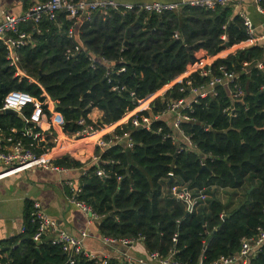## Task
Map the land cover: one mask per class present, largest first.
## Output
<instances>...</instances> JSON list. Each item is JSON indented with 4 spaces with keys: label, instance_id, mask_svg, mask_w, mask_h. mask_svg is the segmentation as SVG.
<instances>
[{
    "label": "trees",
    "instance_id": "1",
    "mask_svg": "<svg viewBox=\"0 0 264 264\" xmlns=\"http://www.w3.org/2000/svg\"><path fill=\"white\" fill-rule=\"evenodd\" d=\"M261 5L264 10V1ZM69 25L64 13L55 19L43 15L32 26L23 25L30 40L18 50L22 75H16L9 65L0 41V107L8 92L19 90L36 97L43 103L44 114H48L44 90L63 118V132L74 138L80 137L77 133L83 128L77 123L79 118L98 127L111 125L132 111L138 100L180 75L199 59L201 51H221L222 33L227 35L228 46L247 38L240 17L229 6L215 10L187 6L161 15L122 13L110 8L104 13L97 9L78 26L73 39L67 36ZM76 43L84 48L67 56L66 50H73ZM263 53L264 47L257 44L216 59L212 68L224 65L238 71L243 61L261 58ZM88 55L110 59L111 68L97 60L91 64ZM121 67L124 70L120 71ZM238 78L244 91L240 99L232 100L227 89L217 85L213 95L196 97L191 108L183 110L190 120L182 121L180 126L194 148H186L181 139L175 144L168 136L174 132L172 114L153 120L149 130L134 127L130 117L112 134L128 133L133 141L131 148L123 143L103 151L96 148L100 160L90 162L82 173L79 198L100 216L97 224L101 236H143L148 252L156 250L164 255L174 249L176 259L196 264L234 254L243 238L264 230V72L250 68ZM190 79L193 85L207 80L197 72ZM113 85L124 88L114 91ZM181 85L174 84L164 98L158 96L149 109L135 116L140 119L156 115L168 97L187 98L186 89L178 91ZM30 106L23 107L24 120L0 113V127L7 128V132L13 127L16 131L10 134L14 139L43 154L53 146L54 133L26 121ZM94 107L102 111L97 122L88 117ZM30 126L40 135L21 132ZM53 163L63 167L81 165L68 155ZM97 168H102L106 176L96 175ZM170 171V185L185 184L192 193L203 190L207 199L187 211L183 201L170 196V185H165ZM248 186H252L249 192ZM219 188L245 190L240 198L237 193L231 195L239 198L238 202L222 203L216 196ZM31 207L28 204L24 212L18 245L0 260L7 264H68L57 245L32 239L36 225L31 221ZM77 264L92 262L79 257ZM246 264H264V242Z\"/></svg>",
    "mask_w": 264,
    "mask_h": 264
},
{
    "label": "built area",
    "instance_id": "2",
    "mask_svg": "<svg viewBox=\"0 0 264 264\" xmlns=\"http://www.w3.org/2000/svg\"><path fill=\"white\" fill-rule=\"evenodd\" d=\"M263 1L264 0H41L32 4L22 13H3L0 19V41L6 49V57L9 65L14 67L16 75H22L23 70L20 66L18 50L22 46L27 45L30 40V33L23 28V25L28 23L32 26L34 23H37L43 15H46L48 19H55L59 13H64L65 18L70 21V25L67 29V36L73 39L78 26H80L83 21L90 19L92 13L97 9L104 10V13L105 10L110 8L115 10L120 9L122 10V13L128 11L134 13H156L161 15L170 11H178L187 6L200 7L207 10H215L218 7L229 6L232 8V12L240 17L247 34V38L245 40L233 44H237L239 46L238 50H243L257 44L262 45L259 42L264 41V33L257 34L256 26L253 23L252 18L241 7L244 4L246 5L252 3L254 8L264 16V10L261 5ZM174 37L177 38L178 33L175 32ZM220 39L222 40L224 46L221 50L223 52L225 51V48L230 46L227 44V35L225 33L220 35ZM82 48H84L82 43H76L73 50H66V55L71 56ZM221 51L216 54H205L204 51H201L198 55L199 59L182 72V79L177 82H173V80L166 84L170 85L169 88L166 89L168 91V89H170L174 84L181 83L182 85L179 86L178 91L182 92L186 89L189 93H191V98L168 97L165 100L163 109L152 117L142 116L139 119L135 116V113H133L130 115L132 125L134 127H142L149 130L153 120L172 114V127L174 132L168 136H170V139L175 144L179 143L177 140L180 136L183 141L182 144H184L186 148H194V144L190 141L189 137L180 126L182 121L190 120L183 110L187 108L190 109V103L194 101L196 97L213 95L217 85L226 88L232 100H238L244 93L243 88L239 83L238 77L240 73L246 74L249 72L250 68H256L264 72V53L261 58H253L251 60L243 61L241 68L238 71L228 70L224 65H218L216 68H212V64L216 59L224 58L229 54L235 53L237 50L223 56H221ZM88 59L91 64H95L94 62L96 60L99 61V63L103 64L107 69L111 68L112 65V61L104 57H99L97 59L93 55H88ZM119 70H124V67L119 68ZM195 72H197L201 78H206L207 80L202 84L193 85L190 76ZM123 88V86L118 87L117 85H113L111 89L114 91H120ZM162 88L163 86L158 89V91ZM166 92H159L157 96L164 98V94ZM142 100L144 99L138 100L137 104ZM29 104L32 105V111L28 116V121L39 124L41 117L44 114L43 103L27 92L19 90L8 92L3 98L0 110L13 109L15 111H19ZM77 123L83 125L81 131L77 133L80 136L79 138L95 134L99 131V128H101L94 126L93 124L86 123L84 118H79ZM177 134H179L178 137ZM8 141H11L10 148L6 150L0 148V166L6 168L0 173V176L7 175L11 172L30 166H40L61 173L67 172L66 167L58 166L49 162L43 154H36L34 151L27 148L21 140L9 138ZM120 143H123L127 148H131L133 145V141L126 132L123 134L111 133L107 139H105V137H100L97 142L100 151ZM99 160L100 157L97 155L95 157V162H98ZM95 173L100 177L106 176L102 168H97ZM170 177L173 178V173L171 171L167 173V179ZM65 183L69 190L67 196L68 201L78 207L87 216L89 224L98 221L100 216L90 205L79 198L82 190L81 183L72 178H68ZM168 191L170 196L183 201L186 205V210L189 212L192 211V209L199 202L207 199V195L203 190H198L196 193H192V191L185 184H171L168 187ZM30 216L31 221L36 225L32 239L37 243H40L43 240H48L51 244L57 245L66 255L68 264H77L79 257L92 262V264L143 263L142 258L130 255L126 253V251L119 255L120 258L118 261L110 258L107 254L96 257L93 252L87 249L83 244V238L87 236V230H82L80 232V236L70 234L68 231L58 226L55 219L50 217L43 210L38 201H34L32 203ZM143 240V236H138L135 239L102 236V241L106 245L113 246L118 244L127 248L136 242H143ZM175 240L176 238L174 237L173 241ZM263 242L264 230L259 229L257 234L243 238L241 240L240 249L234 254L228 256L221 255L209 262L199 260L196 264L246 263L248 257L256 253ZM175 252L176 250L169 249L167 254L162 255L155 250L148 252L147 258L153 264H185L174 257ZM0 264L7 263L0 260Z\"/></svg>",
    "mask_w": 264,
    "mask_h": 264
},
{
    "label": "crops",
    "instance_id": "3",
    "mask_svg": "<svg viewBox=\"0 0 264 264\" xmlns=\"http://www.w3.org/2000/svg\"><path fill=\"white\" fill-rule=\"evenodd\" d=\"M38 1L41 0H0V19L3 13H22ZM241 8L252 18L253 23L256 26L257 34L264 33L263 14L258 12L252 3L246 5L244 4ZM259 43H261V46L264 47V41ZM238 48L239 46L237 44L227 47L224 49L225 51H221V56L234 52L238 50ZM182 76L183 75L181 73L173 79L174 81H172L177 82L182 79ZM169 86L170 85H164L160 91L157 90L145 97L144 100L140 101L132 111L125 114L117 122L99 128V131L95 134L81 138L70 137L63 132V118L60 113L54 110V102L43 90V95L46 97L47 101L46 110L48 111V114H43L39 124L36 123V126H39V128L43 130H48V133H54V144L46 153H43V155L49 162L52 163L55 159L61 158L63 155H68L70 158L79 161L81 165H71L70 167H66L67 172L62 173L40 166H30L11 172L7 175L0 176V258L8 256L10 249L18 245V236L22 233L24 224V212L27 209L28 204L32 205L34 201H38L43 210L50 217L55 219L58 226L65 229L70 234L80 236V232L82 230H87V236L83 238V244L87 249L93 252L96 257L107 254L110 258L118 261L120 258L119 255L126 251V253L130 255L142 258L143 263L140 264H153L147 258L148 250L145 248L143 242H136L129 248L118 244L113 246L104 244L98 229V222L96 221L89 224L87 216L78 207L68 201L67 196L69 190L65 181L68 178H72L81 183L82 173L86 170L90 162H95V157L98 154H96V148L99 149L97 144L98 139L100 137H104L105 135H110L117 125L126 123L131 114L144 109H149L151 102L158 97L157 94L162 91L166 92V89L169 88ZM189 95L192 96L191 93H189ZM148 97H150L149 100ZM30 107L31 112L32 105ZM25 109L26 108H22L19 111H15V114L5 113L4 110H0V113H4L5 115H15L24 120L22 113ZM0 115L2 117V114ZM101 115L102 111L94 107L91 109L88 117L93 122H96V117L100 121ZM26 121L30 122L27 118ZM6 129L7 128L0 127V148L3 150L10 148L11 141H8V139L13 138L10 132L16 131L13 127H11L8 132ZM21 132L27 135L31 134L36 137L40 135L39 132H33V128L31 126L23 128ZM178 136L179 134H177V137ZM180 139L181 137L179 136L178 140ZM76 145L81 146L76 148ZM4 169L6 168L0 166V173ZM165 181H167V179ZM251 188L252 186H248L247 191L249 192ZM242 190H245V188L241 190L219 188L216 190L218 193L216 196L222 203H227L229 201L236 203L242 195ZM223 191L228 192L230 195L237 193L239 198L229 197V200L225 199ZM7 240L12 241L10 245L5 244ZM234 264L246 263L235 262Z\"/></svg>",
    "mask_w": 264,
    "mask_h": 264
},
{
    "label": "water",
    "instance_id": "4",
    "mask_svg": "<svg viewBox=\"0 0 264 264\" xmlns=\"http://www.w3.org/2000/svg\"><path fill=\"white\" fill-rule=\"evenodd\" d=\"M249 48H251V46L248 47L247 49H249ZM53 104H54V106H56L55 102ZM4 112L5 113H9V114H15L16 113L15 110H13V109H5ZM172 180H173L172 177H170L169 179H167V181H166V186L167 187L170 185V183L172 182Z\"/></svg>",
    "mask_w": 264,
    "mask_h": 264
},
{
    "label": "rangeland",
    "instance_id": "5",
    "mask_svg": "<svg viewBox=\"0 0 264 264\" xmlns=\"http://www.w3.org/2000/svg\"><path fill=\"white\" fill-rule=\"evenodd\" d=\"M189 98H191V96L188 95V97L186 99H189ZM95 120H96V122L99 121L97 117H96ZM223 196H224L225 199H228V200H229V197H231V195L228 192H226V191H223Z\"/></svg>",
    "mask_w": 264,
    "mask_h": 264
},
{
    "label": "bare ground",
    "instance_id": "6",
    "mask_svg": "<svg viewBox=\"0 0 264 264\" xmlns=\"http://www.w3.org/2000/svg\"><path fill=\"white\" fill-rule=\"evenodd\" d=\"M149 98H150V97H148V100H149ZM145 101H147V100H145Z\"/></svg>",
    "mask_w": 264,
    "mask_h": 264
}]
</instances>
